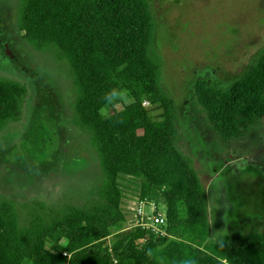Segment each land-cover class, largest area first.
I'll return each instance as SVG.
<instances>
[{
    "label": "trees",
    "instance_id": "1",
    "mask_svg": "<svg viewBox=\"0 0 264 264\" xmlns=\"http://www.w3.org/2000/svg\"><path fill=\"white\" fill-rule=\"evenodd\" d=\"M19 26L36 48L53 44L75 76V110L94 135L104 173V202L70 208L51 222L20 229L11 204L0 202V264H264V234L236 231L209 238L205 189L176 147L173 101L158 88L148 48L153 31L147 0H21ZM132 101L103 117L107 105ZM160 103L149 121L140 94ZM194 94L224 139L264 117V49L227 90L198 79ZM26 88L0 80V128L16 121ZM142 180L140 199H163L166 235L129 226L120 176ZM66 253V254H64Z\"/></svg>",
    "mask_w": 264,
    "mask_h": 264
},
{
    "label": "rangeland",
    "instance_id": "2",
    "mask_svg": "<svg viewBox=\"0 0 264 264\" xmlns=\"http://www.w3.org/2000/svg\"><path fill=\"white\" fill-rule=\"evenodd\" d=\"M153 31L149 57L157 67L159 91L173 101L176 147L195 170L207 197L209 238L236 231L264 234V117L222 138L194 94L198 79L227 90L264 49V0H147ZM21 0H0V80L25 86L16 121L0 128V202L12 205L18 227L51 222L72 208L90 210L104 202V173L92 130L76 110L75 76L55 45L36 48L19 26ZM149 121L163 119L160 103L140 94ZM123 104L101 110L108 117ZM142 180L118 179L128 218L142 205ZM133 226V225H132Z\"/></svg>",
    "mask_w": 264,
    "mask_h": 264
},
{
    "label": "built area",
    "instance_id": "3",
    "mask_svg": "<svg viewBox=\"0 0 264 264\" xmlns=\"http://www.w3.org/2000/svg\"><path fill=\"white\" fill-rule=\"evenodd\" d=\"M145 205V204H142ZM139 206L135 210V224L145 228H149L155 235H166L162 226L166 222V216L164 212H155L154 208L148 215L144 213L143 206ZM66 254V253H64Z\"/></svg>",
    "mask_w": 264,
    "mask_h": 264
},
{
    "label": "water",
    "instance_id": "4",
    "mask_svg": "<svg viewBox=\"0 0 264 264\" xmlns=\"http://www.w3.org/2000/svg\"><path fill=\"white\" fill-rule=\"evenodd\" d=\"M129 223H130V225H134L135 224V220H132Z\"/></svg>",
    "mask_w": 264,
    "mask_h": 264
},
{
    "label": "crops",
    "instance_id": "5",
    "mask_svg": "<svg viewBox=\"0 0 264 264\" xmlns=\"http://www.w3.org/2000/svg\"><path fill=\"white\" fill-rule=\"evenodd\" d=\"M129 226H132V225H129Z\"/></svg>",
    "mask_w": 264,
    "mask_h": 264
}]
</instances>
